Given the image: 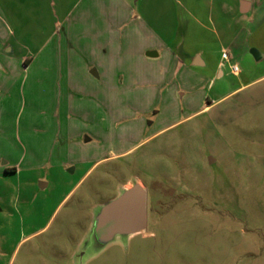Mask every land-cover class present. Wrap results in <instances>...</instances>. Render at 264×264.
Returning a JSON list of instances; mask_svg holds the SVG:
<instances>
[{
    "label": "rangeland",
    "instance_id": "374dc122",
    "mask_svg": "<svg viewBox=\"0 0 264 264\" xmlns=\"http://www.w3.org/2000/svg\"><path fill=\"white\" fill-rule=\"evenodd\" d=\"M248 1L246 14L239 0L192 4L206 30L176 27L184 0L146 1L147 26L165 45L182 38L216 48L217 36L227 44L242 26L240 75L225 63L208 89L197 80L181 97L186 74L165 48L155 73L110 77L117 85L103 84L95 104L77 107L71 91L69 118L38 116L44 132L25 143L33 169L0 173V264H264V57L249 53L264 54V0ZM207 96L210 106L193 113ZM58 97L55 88L54 108ZM20 125L24 133V116ZM95 157L103 158L85 173ZM127 181L145 190V229L93 247L96 211Z\"/></svg>",
    "mask_w": 264,
    "mask_h": 264
},
{
    "label": "crops",
    "instance_id": "0c3cea01",
    "mask_svg": "<svg viewBox=\"0 0 264 264\" xmlns=\"http://www.w3.org/2000/svg\"><path fill=\"white\" fill-rule=\"evenodd\" d=\"M146 1L0 0V173L16 174L22 168L33 169L32 162L24 164L27 156L25 143L32 146L36 141L33 136L40 129L44 132L42 126L36 128L37 117L49 113L52 118L55 111H58V116L61 111L64 118H69L71 91H77V95L72 96L77 107L84 104L85 99L95 104L103 84L117 85L110 77L121 73L147 76L155 73L156 68H162L165 48L170 51V59L176 60L178 68L184 71L182 74H186L178 80V85L184 87L181 97L189 93L197 80L207 81L208 89L216 72L225 63L236 66V72L230 70L231 74L240 75L236 63L239 60L236 37L241 35L242 26L227 44L217 36L216 48L208 46L205 41L191 46L182 38L165 45L147 26ZM197 2L184 0V19L181 16L176 18L177 28L184 21L186 29L191 30L190 24L192 30L210 29L204 22L199 23L193 14L192 4ZM249 7L248 1L245 14ZM212 31L217 35L214 29ZM222 53H225V58L221 57ZM230 60L236 61L231 64ZM55 88L59 97L54 108ZM61 91L64 92L63 97ZM206 99L203 106L193 113L210 106L211 100L208 96ZM149 111L148 108L141 113L147 115ZM21 116H24V133L20 128ZM122 121L127 122L128 119L117 121V126L126 123ZM166 127H158L154 133ZM93 138L95 136H90L87 141ZM109 138L112 140V134ZM120 139L124 140L125 136H120ZM47 144L53 145L52 136L46 138ZM79 146L84 149L86 145ZM132 147L116 152L110 150V156L123 154ZM102 158L95 157L85 173ZM130 184L127 181L123 188Z\"/></svg>",
    "mask_w": 264,
    "mask_h": 264
},
{
    "label": "water",
    "instance_id": "95a60500",
    "mask_svg": "<svg viewBox=\"0 0 264 264\" xmlns=\"http://www.w3.org/2000/svg\"><path fill=\"white\" fill-rule=\"evenodd\" d=\"M248 1H240V11L245 12ZM249 53L254 60L263 54L251 47ZM145 190L139 182L123 188L118 196L103 204L95 213L89 230L93 247H102L115 236L128 237L145 229Z\"/></svg>",
    "mask_w": 264,
    "mask_h": 264
},
{
    "label": "built area",
    "instance_id": "2783aa9c",
    "mask_svg": "<svg viewBox=\"0 0 264 264\" xmlns=\"http://www.w3.org/2000/svg\"><path fill=\"white\" fill-rule=\"evenodd\" d=\"M221 57L225 58V53H222V54H221ZM231 70H232V72H234V71L236 70V66H233V67L231 68Z\"/></svg>",
    "mask_w": 264,
    "mask_h": 264
},
{
    "label": "flooded vegetation",
    "instance_id": "af4514ba",
    "mask_svg": "<svg viewBox=\"0 0 264 264\" xmlns=\"http://www.w3.org/2000/svg\"><path fill=\"white\" fill-rule=\"evenodd\" d=\"M262 59V58H261Z\"/></svg>",
    "mask_w": 264,
    "mask_h": 264
}]
</instances>
